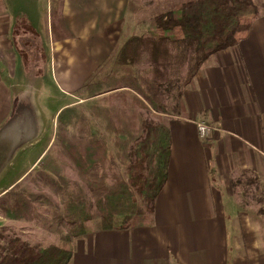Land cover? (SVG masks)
<instances>
[{"label": "crops", "instance_id": "crops-1", "mask_svg": "<svg viewBox=\"0 0 264 264\" xmlns=\"http://www.w3.org/2000/svg\"><path fill=\"white\" fill-rule=\"evenodd\" d=\"M128 1L0 0V145L10 147L6 159L37 134L31 107L43 64L65 97L56 114L83 100L76 92L124 31L188 0H146L131 15ZM16 31L36 35L44 52L37 67L36 56L23 50L29 44L15 42ZM183 99L184 113L167 123V174L149 219L65 242L68 264H264V14L236 44L206 59ZM199 123L208 126L204 140Z\"/></svg>", "mask_w": 264, "mask_h": 264}, {"label": "trees", "instance_id": "trees-1", "mask_svg": "<svg viewBox=\"0 0 264 264\" xmlns=\"http://www.w3.org/2000/svg\"><path fill=\"white\" fill-rule=\"evenodd\" d=\"M140 6L129 0L127 12ZM262 14L260 0H188L122 33L76 92L83 100L57 115L53 142L58 140L59 151L68 155L83 184L69 189L68 179L55 176L53 185L59 183L64 192L61 210L51 215L59 225L74 224L72 237L61 240L149 219L167 174V123L184 113V90L206 59L236 44ZM66 127L74 129L69 136ZM34 201L52 205L48 197L16 183L0 194V212L16 220L29 209L38 212ZM94 219L95 227L79 231L76 226ZM2 227L0 264H68L71 249L63 244H30Z\"/></svg>", "mask_w": 264, "mask_h": 264}, {"label": "rangeland", "instance_id": "rangeland-1", "mask_svg": "<svg viewBox=\"0 0 264 264\" xmlns=\"http://www.w3.org/2000/svg\"><path fill=\"white\" fill-rule=\"evenodd\" d=\"M137 2L141 5L139 8L141 9L144 7L146 0H137ZM260 2L264 5V0H260ZM16 33H19L18 35L20 36L23 32L16 31ZM19 36L18 39L16 36L15 42L21 43L22 41V43L25 42L29 44L28 46H25L23 50L25 54L36 56V58L33 56L31 57L35 59L34 64L37 67L40 59L38 55H43L44 52L41 53L39 47L36 45V35L34 33L32 35L24 33L23 36ZM42 60L44 61V58ZM45 70L43 64L40 73L43 74L44 78L41 79V86L38 92L36 91L35 93V100L31 107L32 115H34L31 122L37 127V129L35 127L37 134L32 138V142H25L19 145L2 165L0 169V194L4 192L3 190L8 184L26 169L40 150L48 145L42 158L38 160L33 168L22 179L13 184L18 183L26 188V190L48 197L52 205L46 206L44 203L41 205L38 201H34V206L37 208L38 212L29 209V211H26L23 216L16 220L6 218L0 212V230L1 226H3L2 228H6L5 234L16 233L22 239H26L30 244H33L34 242L64 244L67 241L61 240V237H72L71 229H74L72 227L74 224H69V226L59 225L58 221L53 219L54 216L51 215L55 212L54 210H56L57 207L61 210V202L64 192V190L58 188L59 183L53 185L54 181L57 180L55 176L60 175L62 178L68 179L67 184L69 189L79 188L83 184L81 173H79L71 164L68 155L59 151L61 146L57 143L58 140L53 142L54 133L56 131L57 115L64 107L58 110L56 114L55 111L59 104L64 101L65 97L58 94L53 85L50 84L48 69L47 71ZM80 106L82 109L84 108L82 105ZM95 123H97V126L101 127L100 123ZM66 128V134L69 136L74 129L71 127ZM207 134L208 131L205 136L201 137L202 140L206 139ZM74 182L78 185L74 184ZM86 195L88 197L90 196L89 193H86ZM259 216L262 218L261 225L264 227V213H261ZM95 220L96 219L87 223L85 222L83 226L80 223H76V226H78L79 231H81L82 228L87 229L90 226L95 227L93 225L95 224ZM260 232H264V229H261Z\"/></svg>", "mask_w": 264, "mask_h": 264}, {"label": "water", "instance_id": "water-1", "mask_svg": "<svg viewBox=\"0 0 264 264\" xmlns=\"http://www.w3.org/2000/svg\"><path fill=\"white\" fill-rule=\"evenodd\" d=\"M9 149L10 147L7 143L0 145V167L6 159Z\"/></svg>", "mask_w": 264, "mask_h": 264}, {"label": "built area", "instance_id": "built-area-1", "mask_svg": "<svg viewBox=\"0 0 264 264\" xmlns=\"http://www.w3.org/2000/svg\"><path fill=\"white\" fill-rule=\"evenodd\" d=\"M208 130V126L202 123L198 124V132L200 134V136H205Z\"/></svg>", "mask_w": 264, "mask_h": 264}]
</instances>
